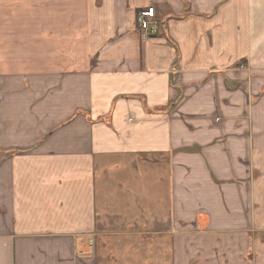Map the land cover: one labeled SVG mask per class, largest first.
Instances as JSON below:
<instances>
[{
  "label": "crops",
  "instance_id": "crops-1",
  "mask_svg": "<svg viewBox=\"0 0 264 264\" xmlns=\"http://www.w3.org/2000/svg\"><path fill=\"white\" fill-rule=\"evenodd\" d=\"M0 264H264V0H0Z\"/></svg>",
  "mask_w": 264,
  "mask_h": 264
},
{
  "label": "built area",
  "instance_id": "built-area-1",
  "mask_svg": "<svg viewBox=\"0 0 264 264\" xmlns=\"http://www.w3.org/2000/svg\"><path fill=\"white\" fill-rule=\"evenodd\" d=\"M136 23L139 30L143 32H154L156 26L154 7L150 6L139 12L136 17Z\"/></svg>",
  "mask_w": 264,
  "mask_h": 264
}]
</instances>
